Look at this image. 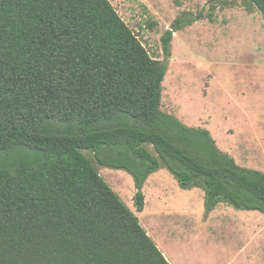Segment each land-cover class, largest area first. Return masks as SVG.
<instances>
[{
	"label": "trees",
	"instance_id": "trees-1",
	"mask_svg": "<svg viewBox=\"0 0 264 264\" xmlns=\"http://www.w3.org/2000/svg\"><path fill=\"white\" fill-rule=\"evenodd\" d=\"M196 20L174 22L158 59L111 0H0V264H171L85 151L133 176L139 212L167 168L207 212L264 213V172L162 108L174 33Z\"/></svg>",
	"mask_w": 264,
	"mask_h": 264
},
{
	"label": "rangeland",
	"instance_id": "rangeland-1",
	"mask_svg": "<svg viewBox=\"0 0 264 264\" xmlns=\"http://www.w3.org/2000/svg\"><path fill=\"white\" fill-rule=\"evenodd\" d=\"M111 1L158 59H164L162 36L174 22L197 18L174 33L162 108L187 125L209 129L218 146L239 165L264 172V17L257 6L251 0ZM19 152L18 161L35 157L29 148ZM85 154L136 211L133 176L123 169L100 166L93 153ZM156 176L170 186V192L177 190L174 200L188 196L167 168ZM139 216L144 222L146 216ZM164 239L181 255L193 252L201 264L213 261V241L222 242L206 237L181 238L180 242Z\"/></svg>",
	"mask_w": 264,
	"mask_h": 264
},
{
	"label": "crops",
	"instance_id": "crops-1",
	"mask_svg": "<svg viewBox=\"0 0 264 264\" xmlns=\"http://www.w3.org/2000/svg\"><path fill=\"white\" fill-rule=\"evenodd\" d=\"M157 173L144 185V210L134 212L139 219V213L146 216L144 222L140 219L141 224L171 264L201 263L191 251L181 255L172 250L165 243L166 237L178 242L181 238H221L222 242L211 245L213 261L203 264H264V213L236 209L224 202L207 212L205 191L199 187L184 189L188 196L174 200L177 190L171 193Z\"/></svg>",
	"mask_w": 264,
	"mask_h": 264
}]
</instances>
